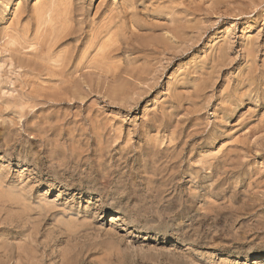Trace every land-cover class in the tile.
Returning a JSON list of instances; mask_svg holds the SVG:
<instances>
[{"label": "rangeland", "instance_id": "obj_1", "mask_svg": "<svg viewBox=\"0 0 264 264\" xmlns=\"http://www.w3.org/2000/svg\"><path fill=\"white\" fill-rule=\"evenodd\" d=\"M43 1L0 0V264H264V0Z\"/></svg>", "mask_w": 264, "mask_h": 264}, {"label": "bare ground", "instance_id": "obj_2", "mask_svg": "<svg viewBox=\"0 0 264 264\" xmlns=\"http://www.w3.org/2000/svg\"><path fill=\"white\" fill-rule=\"evenodd\" d=\"M56 1H57V0H56ZM144 1H145V0H144ZM44 2H45V0H44L43 2H41L40 4H43ZM51 2H52V1H51ZM60 2H61L60 4L63 3L61 0H60ZM124 2H125V1H124ZM57 3H58V2H57ZM136 3H137V2H136ZM37 4H38V3H37ZM127 4H128V3H127ZM47 5L49 6V5H53V4H52V3H51V4H50V3L48 4V2H47ZM56 5H57V4H56ZM63 5H64V4H63ZM68 5H69V3H68ZM70 5H71V4H70ZM70 5H69V6H70ZM130 5L132 6V4H130ZM133 5H134V4H133ZM171 5H172V4H171ZM35 6H36V5H35ZM40 6H42L43 8H41V9L38 8V7H40ZM40 6L38 5V7H37V9H40V12H41V10H43V12H44V11H46V10L48 9V7H47V9L45 8V10H44V7L46 6V4H45L44 6H43V5H40ZM54 6H55V5H54ZM174 6H175V3H174ZM59 7H61V6H58V7L56 6V8H59ZM64 7H65V5H64ZM64 7L62 6L61 8L64 9ZM124 7H126V6H124ZM165 7H167V6H165ZM170 7H172V6H170ZM34 8H35V7H34ZM49 8H50V7H49ZM51 8H52V7H51ZM51 8H50V9H51ZM167 8H168V7H167ZM172 8H173V7H172ZM175 8H176V7H175ZM37 9H36V11H37ZM53 9H54V8H53ZM63 9H62V10H63ZM65 9H69V8H68V7H65ZM71 9H72V8H70V10H71ZM112 9H113V8H112ZM121 9H122V8H121ZM125 9H126V8H125ZM125 9H123V10H125ZM164 9H165V8H163V10H164ZM170 9H171V8H170ZM34 10H35V9H34ZM60 10H61V9H60ZM70 10H69V11H70ZM109 10H110V9H109ZM123 10H122V11H123ZM127 10H128V7H127ZM127 10H125L126 13H127ZM129 10H130V9H129ZM173 10H174V8H173ZM175 10H176V9H175ZM175 10H174V11H175ZM185 10H187V9H185ZM36 11L34 12L35 14H36ZM47 11H48V10H47ZM55 11H56V10H55ZM55 11H54V12H55ZM64 11H65V10H64ZM64 11H62V12H64ZM71 11H72V10H71ZM168 11H169V8H168ZM171 11H172V10H170V12H171ZM174 11H173V12H174ZM187 11H189V10H187ZM37 12H38V11H37ZM49 12H50V11H49ZM57 12H58V11H57ZM65 12H66V11H65ZM163 12H164V11H163ZM180 12H181V11H180ZM189 12H190V11H189ZM194 12H195V11H194ZM38 13H39V12H38ZM41 13H42V12H41ZM70 13H71V12H70ZM73 13H74V12H73ZM73 13H72V14H73ZM108 13H110V12H108ZM111 13H112V12H111ZM121 13H122V12H121ZM126 13H125V15H126ZM129 13H130V11H129ZM164 13H165V12H164ZM175 13H176V12H175ZM182 13H183V12H182ZM21 14H22V13H21ZM52 14H53V13H52ZM60 14H61V13H60ZM68 14H69V13H68ZM68 14L65 13V15H68ZM112 14L115 15V14H117V12H114V13H112ZM112 14H111V15H112ZM118 14H119V13H118ZM123 14H124V13H123ZM127 14H128V13H127ZM169 14H170V13H169ZM183 14H184V13H183ZM187 14H188V13H187ZM254 14H255V13H254ZM44 15H45V14H44ZM46 15H47V14H46ZM55 15L57 16L58 14H56V12H55L54 16H55ZM62 15H63V14H62ZM70 15H71V14H70ZM114 15H112V16H114ZM120 15H121V14H120ZM120 15H118V16H120ZM175 15H176V14H175ZM48 16H49V14L47 15V17H48ZM52 16H53V15H52ZM116 16H117V15H116ZM116 16H115V17H116ZM121 16H123V15H121ZM128 16H130V14H128ZM165 16H166V15H165ZM168 16H169V15H168ZM189 16H190V15H189ZM33 17H35L34 14H33ZM38 17H39V16H38ZM44 17H45V16H44ZM44 17L41 15V18L44 19ZM57 17L60 18V16H57ZM65 17H66V16H64V18H65ZM70 17L72 18V16H70ZM70 17H69V18H70ZM109 17H111L110 14H109ZM115 17H113L114 20H115ZM125 17H126V16H125ZM177 17H178V16H177ZM61 18H63V17H61ZM64 18H63V21H64ZM69 18H68V20H67L68 22H69V20L71 19V18H70V19H69ZM104 18H105V17H104ZM104 18H103V19H104ZM106 18H107V17H106ZM111 18H112V17H111ZM111 18H109L108 21L111 20ZM119 18H121V17H119ZM122 18H123V17H122ZM127 18H128V17H127ZM181 18H182V17H181ZM181 18H179V19L181 20ZM36 19H37V18H36ZM45 19H46V17H45ZM54 19H55V17H54ZM57 19H58V18H57ZM65 19H67V18H65ZM73 19H74V18H73ZM73 19H71V21H74ZM128 19H129V18H128ZM179 19H178V21H179ZM38 20H41V19L39 18ZM38 20H36V21H38ZM47 20H49V17H48ZM47 20H46V21L43 20L44 23H45V24H43V25L46 26V29H47V26H48V25H51V23H48V25H46ZM55 20H56V19H55ZM61 20H62V19H61ZM76 20H77V19H76ZM79 20H80V19H79ZM82 20H83V19H82ZM106 20H107V19H106ZM112 20H113V19H112ZM121 20H122V19H121ZM134 20L136 21V19H134ZM171 20H173V19H171ZM182 20H183V19H182ZM43 21H42V22H43ZM58 21H59V20H58ZM122 21H123V20H122ZM128 21H130V20H128ZM175 21H177V20H174V22H175ZM38 22L41 23L40 21H38ZM50 22H52L51 19H50ZM55 22H56V21H55ZM65 22H66V21H64L63 23H65ZM103 22H104V21H103ZM110 22H112V21H110ZM113 22H115V21H113ZM36 23H37V22H36ZM39 23H38V24H39ZM56 23L58 24L59 22H56ZM61 23H62V22H61ZM71 23H72V22H71ZM71 23H70V24H71ZM79 23H81V21H80ZM95 23H96V22H95ZM97 23H98V22H97ZM97 23H96V24H97ZM106 23H107V22H106ZM106 23H105V24H106ZM124 23H125V20H124ZM126 23H127V22H126ZM126 23H125V25H126ZM129 23H130V22H129ZM132 23H133V22H132ZM57 24H56V25H57ZM67 24H68V23H67ZM77 24H78V23H77ZM105 24L103 23V25H105ZM108 24H109V23H108ZM112 24H114V23H112ZM112 24H111V25H112ZM119 24H120V23H119ZM136 24H137V23H136ZM36 25H37V24H36ZM59 25H61V24H59ZM79 25H80V24H79ZM93 25H94V22H93ZM114 25H115V24H114ZM123 25H124V24H123ZM123 25H122V27H123ZM22 26L24 27L25 25H22ZM39 26H40V25H39ZM41 26H42V24H41ZM45 26H43V27L45 28ZM52 26H53V24H52ZM52 26L50 27V29L53 28ZM70 26H71V25H69V27H70ZM75 26H76V25H75ZM75 26H74V27H75ZM101 26H102V25H101V22H100V26H99V27L96 26V27H97V28H100ZM107 26H108V25H107ZM116 26H118V24H117ZM131 26H132V25H131ZM133 26H134V25H133ZM135 26H136V25H135ZM62 27H63V26H62ZM62 27H61V29H62ZM64 27H66V26H64ZM64 27H63V28H64ZM80 27H81V26H80ZM80 27H79V28H80ZM89 27H90V26H89ZM103 27H104V26H102V28H103ZM112 27H113V26H112ZM122 27H121V29H122ZM125 27H126V26H125ZM27 28H28V27H27ZM27 28L25 27V29H24L23 31L25 32ZM36 28L38 29V27H36ZM67 28H68V27H67ZM93 28H94V27H93ZM108 28H110V27L108 26ZM115 28H116L117 31H118L119 28H117V27L114 26L113 29H115ZM123 28H124V27H123ZM126 28H127V27H126ZM131 28H133V27H131ZM131 28H130V29H131ZM28 29H29V28H28ZM37 29H35V31H36ZM40 29H41V28L39 27V30H40ZM53 29H54V28H53ZM57 29H58V28H57ZM61 29H60V30H61ZM73 29H75V28H73ZM81 29H82V27H81ZM94 29H95V28H94ZM110 29H111V28H110ZM116 29H115V30H116ZM121 29H119V30L121 31ZM124 29H125V28H124ZM54 30H55V29H54ZM69 30H70V29H69ZM71 30H72V29H71ZM90 30L92 31L91 28H90ZM99 30H100V29H99ZM105 30H107V29H105ZM111 30H112V29H111ZM115 30H112V33H113V34H114L115 32H117V31H115ZM125 30H126V29H125ZM127 30H128V29H127ZM127 30H126V31H127ZM41 31H42V30H41ZM44 31H45V30H44ZM55 31H56V30H55ZM57 31H58V32H57ZM57 31H56V32L59 33V30H57ZM65 31H67V29L64 28V34H62L63 36H64L65 33H66ZM94 31H95V30H94ZM96 31H97V30H96ZM114 31H115V32H114ZM132 31H133V30H132ZM132 31H131V32H132ZM173 31H174V30H173ZM175 31H176V30H175ZM24 32H23V34H24ZM38 32H39V31H38ZM38 32H37V33H38ZM47 32H48V31H47ZM47 32H44V33H46V35H47ZM60 32H61V31H60ZM62 32H63V31H62ZM100 32H101V31H100ZM100 32H93V33H97V34H99ZM107 32H109V31L107 30V31L104 32V33H107ZM121 32H123V29H122ZM39 33H40V32H39ZM50 33H52L51 30H50ZM57 33H55L56 36L58 35ZM69 33H70V32H69ZM78 33H79V32H78ZM83 33H84V32H83ZM88 33H89V32H88ZM90 33H91V32H90ZM93 33H91V34H93ZM110 33H111V31H110ZM110 33H109V34H110ZM112 33H111V34H112ZM117 33L119 34V32H117ZM123 33H124V34H122V35H126V34H125V31H124ZM127 33H128V32H127ZM129 33H130V31H129ZM174 33H175V32H174ZM185 33H186V32H185ZM185 33H184V35H183L182 37H186V36H185ZM40 34H42V33H40ZM48 34H49V33H48ZM52 34H53V33H52ZM52 34L49 35V36L52 37ZM55 34H54V35H55ZM72 34H73V33H72ZM75 34H77V33H75ZM97 34H96V35H97ZM111 34H110V35H111ZM115 34H116V33H115ZM130 34H133V33H130ZM25 35H28V34H26V32H25ZM33 35H34V34H33ZM43 35H44V34H43ZM80 35H82V34H80ZM80 35H79V37H80ZM87 35H88V34H87ZM87 35H86V36H87ZM99 35H100V34H99ZM110 35H109V36L106 35V36L111 37ZM127 35H128V34H127ZM173 35H174V34H173ZM178 35H182V33H180V31H179V32H178ZM35 36H36V32H35ZM44 36H45V35H44ZM44 36H43V37H44ZM59 36H61V33H60ZM65 36H68V35H65ZM83 36H84V35H83ZM90 36H91V35H90ZM90 36H89V37H90ZM101 36L103 37V33L101 34ZM113 36H114V35H113ZM113 36H112L111 38H113ZM176 36H177V35H176ZM24 37H25V36H24ZM27 37H29V36H27ZM37 37H38V36H36L35 38H37ZM41 37H42V36H40V37H38V38L41 39ZM46 37H47V36H46ZM54 37H55V36H54ZM54 37H53V39H54ZM57 37H58V36H57ZM57 37H56V38H57ZM93 37H94V36H93ZM104 37H105V35H104ZM104 37L102 38L103 41L105 40ZM108 37H106V38H107V40L110 41L109 43H111V40H112V39L110 40V38L108 39ZM116 37H118V36H116ZM35 38L33 37L34 40H35ZM44 38H45V37H44ZM44 38H43V39H44ZM56 38L54 39V41L56 40ZM59 38H60V37H59ZM61 38H62V37H61ZM68 38H69V37H68ZM70 38H71V37H70ZM114 38H115V36H114ZM119 38H120V37H119ZM119 38H118V39H119ZM165 38H166V37H165ZM175 38H176V37H175ZM21 39H23V38L21 37ZM25 39H26V38H25ZM29 39H31V38H29ZM33 39H31V40L33 41ZM47 39H51V38H47ZM53 39H52V41H53ZM57 39H58V38H57ZM62 39H63V38H62ZM64 39H65V37H64ZM85 39H86V38H85ZM97 39H98V38H97ZM123 39H124V38H123ZM150 39H151V38H150ZM154 39L156 40V38H154ZM171 39H172V37H171ZM177 39H178V38H177ZM191 39H192V38H191ZM254 39H255V38H254ZM36 40H38V39H36ZM58 40H59V39H58ZM58 40H57V41H58ZM79 40H80V39H79ZM86 40H87V39H86ZM94 40H96V37H95ZM107 40L104 41V42L106 43ZM116 40H117V39H116ZM120 40H122V39H120ZM120 40H119V41H120ZM128 40H129V39H128ZM144 40H145V39H144ZM146 40L149 41V39H147V38H146ZM159 40H161V39H159ZM165 40H168V39H167V38L164 39V41H163L164 43L166 42ZM169 40H170V39H169ZM178 40H179V39H178ZM184 40H187V41H188L187 37H186V39H184ZM184 40H183V41H184ZM27 41H28V40H27ZM48 41H49V40H48ZM48 41H46V42H48ZM54 41H53V42H54ZM65 41H66V39H65ZM90 41H92V40H90ZM99 41H101V40H99ZM124 41H125V40H124ZM150 41H151V40H150ZM150 41H149V42H150ZM187 41H186V42H187ZM20 42H21V40H20ZM25 42H26V41H24V43H25ZM36 42H37V41H36ZM43 42H44V41H43ZM46 42H44V43H46ZM49 42H50V41H49ZM58 42H59V41H58ZM75 42H76V41H75ZM81 42H82V41H81ZM83 42H84V40H83ZM101 42H102V41H101ZM104 42H103V43H104ZM112 42H113V43H111V44H114V41H113V40H112ZM127 42H128V41H127ZM167 42H169V41H167ZM173 42H174V41H173ZM173 42H172V43H173ZM181 42H182V41H181ZM21 43H22V42H21ZM33 43H34V42H33ZM39 43H40V42H39ZM41 43H42V42H41ZM44 43H43V45H44ZM56 43H57V42L55 41V45H56ZM67 43H68V42H67ZM73 43H74V42H73ZM87 43H88V42H87ZM89 43H90V42H89ZM92 43H93V42H92ZM92 43H91V46H92ZM95 43H96V42H95ZM95 43H93V44H95ZM97 43H98V42H97ZM109 43H107V44H109ZM157 43H159V42H156V44H157ZM164 43H163V44L161 43V45H164V46L161 47V45H160V47H161L162 49L165 48V44H164ZM25 44L27 45V43H25ZM31 44H32V42H31ZM46 44H47V43H46ZM70 44H71V43H70ZM80 44H81V43H80ZM84 44H86V43H84ZM107 44H105L106 46L104 45V48H106V49H107ZM127 44H128V43H127ZM145 44H146V43H145ZM145 44H144V46H145ZM173 44H177V42H176V43H173ZM179 44H180V43H179ZM182 44H183V43H182ZM34 45H36V44H33V46H34ZM37 45H38V44H37ZM49 45H51V46L53 47L54 43H52V44L49 43ZM58 45H60V43H59ZM65 45L67 46L66 42H65ZM73 45H74V44H73ZM76 45H77V44H76ZM96 45H97V44H96ZM96 45H95V48H96ZM102 45H103V44H102ZM114 45H115V44H114ZM150 45H154V44H150ZM33 46H31V47H33ZM38 46H39V45H38ZM41 46H42V45H41ZM45 46H46V45H45ZM70 46H71V45H70ZM70 46H69V47H70ZM74 46H75V45H74ZM85 46H86V45H85ZM110 46L112 47L113 45H109V47H110ZM115 46H116V45H115ZM115 46H114V47H115ZM130 46H131V45H130ZM158 46H159V45H158ZM166 46H167V48H168V47H171L172 44L169 46V45H167V43H166ZM27 47H29V46H27ZM58 47H59V46H58ZM61 47L64 49L63 51H66V53H67V51H69V50H67V49L65 50V47H63V44H61ZM71 47H72V46H71ZM78 47H79V46H78ZM88 47H89V46H88ZM128 47H129V46H128ZM133 47H134V46H133ZM136 47H137V46H136ZM172 47H173V46H172ZM46 48H47V46H46ZM50 48H51V47H50ZM50 48H49V51H47V52H50V51H51ZM73 48H76V47H73ZM79 48H80V47H79ZM84 48H85V47H84ZM93 48H94V47H93ZM97 48H98V47H97ZM97 48H96V49H97ZM101 48H102V47H101ZM155 48H156V47H155ZM158 48H159V47H158ZM174 48H175V47H174ZM225 48H226V47H225ZM54 49H57V48H53V50H54ZM71 49H72V48H70V51H71ZM87 49H88V48H86V50H87ZM98 49H100V44H99V48H98ZM98 49H97V51H98ZM108 49H109V48H108ZM110 49H113V47L110 48ZM110 49H109V50H110ZM117 49H118V48H117ZM129 49H130V47H129ZM153 49H154V47H153ZM168 49H170V48H168ZM171 49H172V48H171ZM39 50H40V49H39ZM45 50H46V49H45ZM79 50H81V48H80ZM82 50H85V49H83V46H82ZM86 50H85V51H86ZM91 50H92V49H91ZM91 50H90V51H91ZM109 50H108V51H109ZM113 50L115 51L116 49L114 48ZM133 50H134V49H133ZM143 50H145V49H143ZM163 50H164V49H163ZM244 50H245V49H244ZM34 51H35V50H34ZM90 51H89V52H90ZM94 51H95V50H94ZM97 51H96V52H97ZM99 51H101V49H100ZM99 51H98V52H99ZM103 51H104V49L102 50V52H103ZM116 51H117V50H116ZM158 51H161V49L158 50ZM167 51H168V50H167ZM221 51H222V49H221ZM225 51H226V50H225ZM51 52H52V51H51ZM51 52H50V53H51ZM53 52H54V51H53ZM53 52H52V54L55 53V52H54V53H53ZM57 52H58V51H57ZM77 52H78V51H77ZM82 52H83V51H82ZM89 52L87 51V53H89ZM96 52H95V54H96L95 56H96V57H97V56L99 57V56L102 54V53H101L100 55H97ZM104 52H105V53H108L106 50H105ZM112 52H113V51H112ZM249 52H250V51H249ZM38 53H39V52H38ZM42 53H44V50H43ZM45 53H46V52H45ZM45 53H44V54H45ZM68 53L71 54V52H68ZM73 53H74V52H73ZM109 53H110V52H109ZM113 53H114V52H113ZM154 53H155V52H154ZM157 53H158V52H157ZM162 53H165V52L163 51ZM162 53H161V54H162ZM228 53H229V52H228ZM40 54H41V52H40ZM40 54L38 55L39 57H41V58H43L42 56L46 57L44 54H42L41 56H40ZM48 54H49V53H48ZM58 54L60 55V56L58 55V58L61 57L60 59H63V58H62L63 56H61V53H58ZM64 54H65V53H64ZM64 54H63V55H64ZM78 54H79V53H78ZM80 54H81V53H80ZM80 54H79V55H80ZM83 54H84V57H85V56H86L85 53H83ZM83 54H82V55H83ZM159 54H160V52H159ZM159 54H157V55H159ZM161 54H160V55H161ZM169 54H170V53H169ZM248 54H250V53H248ZM46 55H47V54H46ZM56 55H57V53H56ZM75 55H77V54H75ZM79 55H78V56H79ZM90 55H91V54H90ZM107 55H108V57L111 56V54H110V55L107 54ZM114 55H115V54H114ZM155 55H156V54H155ZM222 55H224V54H222ZM36 56H37V55H36ZM48 56H49V55H48ZM50 56H51V54H50ZM68 56H69V54H68ZM68 56H67V57H68ZM80 56H81V55H80ZM91 56H92V55H91ZM101 56H102V55H101ZM104 56L106 57V55H104ZM152 56H153V55H152ZM162 56H163V55H162ZM225 56H226V55H225ZM53 57H56V58H57V56H53ZM53 57H52V58H53ZM69 57H70V56H69ZM69 57H68V58H69ZM89 57H90V56H89ZM113 57H114V56H113ZM148 57H149V56H148ZM158 57H159V59H160V56H158ZM171 57H172V56H171ZM223 57H224V56H223ZM47 58H49V57H47ZM56 58H55V59H56ZM64 58H65V57H64ZM75 58H76V57H75ZM79 58H80V57H79ZM87 58H88V57H86L85 59H87ZM94 58H95V57H94ZM103 58H104V57H103ZM115 58H116V57H115ZM50 59H51V58H50ZM65 59H66V58H65ZM69 59L71 60V57H70ZM72 59H73V58H72ZM76 59H77V58H76ZM99 59H100V58H99ZM105 59H107V58H105ZM109 59H110V58H108V60H109ZM112 59H113V58H112ZM146 59H148V58H146ZM149 59H150V58H149ZM149 59H148V60H149ZM41 60H44V59H41ZM52 60H53V59H52ZM63 60H64V59H63ZM82 60H83V59H82ZM87 60H88V59H87ZM92 60H93V58H92ZM94 60H95V64H96V62H98V61H96L97 59H94ZM47 61H48V60H47ZM47 61H43V62L45 63V62H47ZM60 61L62 62V60H60ZM65 61L67 62V60H65ZM79 61H80V60H79ZM83 61H84V60H83ZM83 61H82V63H83ZM85 61H86V60H85ZM101 61L103 62V60H101ZM101 61H100V62H101ZM104 61L107 62V60H104ZM110 61H111V60H109L108 62L110 63ZM154 61H155V60H154ZM38 62L40 63V61H38ZM48 62H49V61H48ZM50 62H51V60H50ZM54 62H56V61H54ZM66 62H65V63H66ZM69 62H70V61H69ZM74 62H75V61H74ZM88 62L90 63L89 65L94 66V64H93L94 61H93V63H91V60L88 61ZM100 62H99V64H100ZM102 62H101V66L106 65V67H107V64H106L105 62H103V63H105V64H103ZM112 62H113V60L111 61V63H112ZM114 62H115V61H114ZM146 62H147V61H146ZM151 62H152V61H151ZM158 62H159V61H158ZM56 63H57V62H56ZM70 63H71V62H70ZM70 63H69V64H70ZM77 63H78V59H77ZM77 63H76V64H77ZM153 63H154V62H153ZM159 63H160V62H159ZM57 64H58V63H57ZM62 64L64 65V62H63ZM99 64L97 63V64H96L97 66H95V67H96V68H99V67H98ZM114 64H115V63H114ZM114 64H111V65L114 66ZM130 64H132V63H130ZM28 65H29V64H28ZM42 65H43V64H42ZM58 65H59V64H58ZM63 65H61V66H63ZM79 65H80V64H79ZM79 65H78V66H79ZM108 65H109V64H108ZM115 65H116V64H115ZM133 65H134V64H133ZM133 65H132V67H131L132 70H133ZM152 65H153V64H152ZM152 65H150V66H152ZM157 65H158V67L160 66L158 63H157ZM67 66H68V65H67ZM67 66H66V68H67ZM70 66H71V64H70ZM70 66H69V67H70ZM73 66H74V69H76V68H75V64H74ZM73 66H72V67H73ZM80 66H81V65H80ZM91 66H90V67H91ZM101 66H100V67H101ZM109 66H110V65H109ZM125 66H127V65H125ZM134 66H136V68L139 67V66L137 65V63H136ZM142 66H143V65H142ZM142 66H141V67H142ZM145 66H146V65H145ZM150 66H149V67H150ZM55 67L58 68L57 65H56ZM59 67H60V65H59ZM85 67H86V66H85ZM111 67H112V66H111ZM115 67L118 68V66H115ZM143 67H144V66H143ZM143 67H142V68H143ZM147 67H148V66H147ZM86 68H87V67H86ZM107 68H108V67H107ZM119 68H120V67H119ZM123 68H124V67H123ZM134 68H135V67H134ZM151 68H152V67H151ZM156 68H157V66H156ZM156 68H155V69H156ZM64 69H65V67H64ZM64 69H61V70H63V71H62V75H64V73H63V72H64ZM78 69H79V68H78ZM90 69H91V68H90ZM92 69H93V68H92ZM104 69L106 70V68H104ZM109 69H111V68H109ZM113 69H115V68H113ZM126 69H128V68L126 67ZM158 69H160V67L157 68V70H158ZM52 70L54 71V69H52ZM57 70H59V69H56V71H57ZM61 70H60V71H61ZM67 70H68V69H67ZM67 70H65V71H67ZM83 70H84V68H83ZM83 70H82V68H81V71H80V72H82ZM100 70H101V68H100ZM134 70H135V69H134ZM141 70H143V69H141ZM151 70H154V67H153V69H151ZM157 70H155V73H157L156 75L159 74V73H158L159 71L156 72ZM70 71H71V70H70ZM74 71L76 72V70H74ZM74 71L72 70L73 73H75ZM106 71H107V70H106ZM108 71L111 72L110 70H108ZM115 71H116V70H115ZM117 71H118V70H117ZM125 71H127V70H125ZM143 71H145V70H143ZM148 71H149V70H147V73H148ZM67 72H68V71H67ZM118 72H119V71H118ZM120 72H122V70H121ZM120 72H119L118 74H119L120 76H121V74L123 75V73L120 74ZM132 72H133V71H132ZM151 72H152V71H150L149 73L151 74ZM50 73H52V71H51ZM53 73H54V72H53ZM77 73H78V72H77ZM111 73H112V72H111ZM115 73H116V72H114V74H115ZM129 73H130V72H129ZM140 73H142V75H143V72H140ZM144 73H146V72H144ZM149 73H148V75H147L148 77H149ZM153 73H154V72H153ZM153 73H152V76H153ZM155 73H154V74H155ZM58 74H59V73H57V75H58ZM65 74H66V72H65ZM70 74H71V73H70ZM112 74H113V73H112ZM118 74H117V76H118ZM132 74H133V73H131V75H132ZM62 75H59V76L62 77ZM66 75H67V74H66ZM66 75H65V76H66ZM133 75H134V74H133ZM138 75H139V74H138ZM52 76H53V75H52ZM115 76H116V75H115ZM115 76H114V77H115ZM120 76H119V78H117L118 80H116V81H119ZM136 76H137V75H136ZM152 76H151V77H152ZM68 77H69V76H68ZM68 77H67V78H68ZM121 77H122V76H121ZM129 77H130V76H129ZM131 77H132V76H131ZM139 77H141V74H140ZM155 77L158 78L157 76H155ZM63 78H64V76H63ZM122 78H123V77H122ZM122 78H121V79H122ZM141 78H142V77H141ZM141 78H138L139 81H140ZM143 78H144V80H145V82H146L147 80L145 79V78H146L145 75L143 76ZM143 78H142V79H143ZM159 78H160V77H159ZM54 79H55V78H54ZM70 79H71V78H70ZM115 79H116V78H115ZM130 79H131V78H130ZM133 79H134V78H133ZM142 79H141V80H142ZM147 79H150V77L147 78ZM151 79H152V78H151ZM151 79H150V81H151ZM62 80H63V79H62ZM64 80H66V79H64ZM68 80H69V79H68ZM122 80H123V79H122ZM122 80H121V81H122ZM135 80H137V79H135ZM58 81H59V80H58ZM60 81H61V80H60ZM71 81H72V79H71ZM71 81H70V82H71ZM124 81H125V80H124ZM124 81H123V82H124ZM127 81H128V80H127ZM133 81H134V80H133ZM139 81H138V82H139ZM153 81H156V79L153 80ZM56 82H57V80H56ZM74 82L76 83V81H74ZM130 82H131V81H130ZM135 82H136V81H135ZM138 82H137V84H138ZM61 83H63V82H61ZM85 83H87V82H85ZM117 83L119 84V86H115ZM117 83H116L114 86H115V87H119V90L122 89V88H120V85H121V87H122V84H123V83H121V82H117ZM120 83H121V84H120ZM139 83H140V82H139ZM147 83H148V82H147ZM69 84H70V83H69ZM80 84H81V83H80ZM118 84H117V85H118ZM127 84L129 85L128 82L126 83V85H127ZM131 84H132V83H131ZM145 84H146V83H145ZM124 85H125V84H124ZM133 85H134V84H133ZM147 85H150V84L148 83ZM78 86H79V85H78ZM202 86H203V85H202ZM112 87H113V86H112ZM123 87H124V86H123ZM129 87H130V86H129ZM129 87L127 88V90L129 89ZM143 87H146V88H140V87H138L137 89H139V88H140V89H143V90H144V89H146V90L150 89V88H149L150 86H148V89H147V86H143ZM200 87H201V86H200ZM80 88H83V87H80ZM80 88H79V90H80ZM124 88H125V87H124ZM124 88H123V89H124ZM131 88H133L132 85H131ZM131 88H130V89H131ZM201 88H202V87H201ZM205 88H206V87H205ZM76 89H77V88H76ZM76 89H75V90H76ZM115 89H116V88H114V91H116ZM140 89H139V93H138V94H140V93L143 92V91L140 90ZM202 89H203V88H202ZM79 90H78V91H79ZM111 90H112V88H111ZM125 90H126V88H125ZM125 90H124V91H125ZM133 90H134V89H133ZM146 90H144V92H147ZM78 91H77V92H78ZM114 91H113V92H114ZM121 91H122V90H121ZM121 91H120V92H121ZM134 91H135V90H134ZM134 91H133V92H134ZM73 92H74V91H73ZM75 92H76V91H75ZM75 92H74V93H75ZM79 92L81 93V91H79ZM113 92H111V93L114 94V95H117V94H115V92H114V93H113ZM127 92H130V91L128 90ZM131 92H132V91H131ZM136 92H138V90H137ZM83 93H84V92H83ZM121 93H122V92H121ZM53 94H55V93H53ZM56 94H57V93H56ZM77 94H78V93H77ZM112 94H111V96H112ZM118 94H119V93H118ZM131 94H132V93H131ZM143 94H144V93H143ZM199 94H200V93H199ZM207 94H208V93H207ZM74 95H75V94H74ZM79 95H80V94H79ZM82 95L84 96V94H82ZM114 95H113V96H114ZM53 96H54V95H53ZM53 96H52V98H53ZM57 96H58V95H57ZM77 96H78V95H77ZM77 96H76V97H77ZM80 96H81V95H80ZM55 97H56V96H55ZM78 97H79V96H78ZM119 97L121 98V95H119L118 98H119ZM115 98H116V96H115ZM120 98H119V99H120ZM175 98H176V97H175ZM175 98H174V99H175ZM54 99H55V98H53V100H54ZM178 99H179V98H178ZM57 100H58V97H57ZM50 101H52V100H50ZM59 102L61 103V101H59ZM59 105H60V104H59ZM56 107H57V106H56ZM176 107H177V106H176ZM37 114H38V113H37ZM92 114H93V113H92ZM97 116H98V115H97ZM39 117H40V116H39ZM93 117H94V115H93ZM162 117H163V116H162ZM91 119H92V118H91ZM42 120H43V119H42ZM42 120H41V121H42ZM157 120H158V119H157ZM38 121H39V119H38ZM41 121H39V122H41ZM90 121H91V120H90ZM93 121H94V120H93ZM97 121H98V120H97ZM152 121H153V120H152ZM91 122H92V121H91ZM153 122H154V121H153ZM26 123H27V122H26ZM93 123H94V122H93ZM98 123H99V122H98ZM102 123H103V122H102ZM164 123H165V122H164ZM32 124H33V123H32ZM95 124H96V123H95ZM106 124H107V123H106ZM153 124H155V123H153ZM157 124H158V123H157ZM165 124H166V123H165ZM56 125H57V124H56ZM96 125H97V124H96ZM96 125L93 124V127L96 126ZM102 125H103V124H102ZM155 125H156V124H155ZM158 125H159V124H158ZM103 126H104V125H103ZM97 127H98V126H97ZM260 127H261V126H260ZM27 128H28V126H27ZM91 128H92V127H91ZM32 130L34 131L33 128H32ZM106 131H107V130H105V132H106ZM102 133H104V132H102ZM107 134H108V132H107ZM69 136H70V135H69ZM101 137H102V136H101ZM73 141H74V140H73ZM152 141H153V140H152ZM77 142H78V141H77ZM74 144H75V143H74ZM155 144H156V142H155ZM10 145H11V144H10ZM96 145H97V144H96ZM8 146H9V145H8ZM74 146H75V145H74ZM157 146H158V144H157ZM69 147H71V145H70ZM155 147H156V146H155ZM69 150H70V149H69ZM71 153H72V152H71ZM163 153H164V152H163ZM175 153H176V151H175ZM30 155H31V154H30ZM75 156H76V155H75ZM152 158H153V157H152ZM150 160H151V159H150ZM169 160H170V159H169ZM159 162H160V161H159ZM153 170H154V169H153ZM0 182H1V181H0ZM2 191H3V190H2ZM2 191H1V192H2ZM22 203H23V202H22ZM24 203H25V202H24ZM22 235H23V234H22ZM28 246H29V245H28ZM1 247H2V246H1ZM17 247H18V246H17ZM20 247H21V246H20ZM2 248H3V247H2ZM4 249H5V248H4ZM12 249L14 250L15 248H12ZM17 249H18V248H17ZM2 250H3V249H2ZM6 250H8V248H7ZM10 251H11V250H10ZM22 251H25L24 248H23ZM22 251H20V252H22ZM28 251H29V250H28ZM28 251H27V252H28ZM1 252H2V251H1ZM11 252H12V251H11ZM11 252H10V253H11ZM27 252H25V253H27ZM2 253L5 254L6 252L3 251ZM8 253H9V252H8ZM8 253H7V254H8ZM10 253H9V256H11ZM28 253H29V252H28ZM0 254H1V253H0ZM13 254H16V253L13 252ZM22 254H23V253H22ZM5 255H6V254H5ZM5 255H3V256H5ZM20 255H21V254H20ZM29 255H30V254H29ZM21 256H22V255H21ZM0 257H2V256L0 255ZM6 257H8V256H6ZM19 257H20V256H19ZM25 257L27 258V256H25ZM3 258H4V257H3ZM3 258H2V262H3V260H4ZM12 258H13V257H12ZM16 258H17V257H16ZM22 258H23V257H22ZM26 258H25V260H27ZM259 258H260V257H259ZM14 260H15V262H16L17 259L14 258ZM25 260H24V261H25ZM67 260H68V259H67ZM22 261H23V260H22ZM22 261H21V262H22ZM64 261H66V260H64ZM2 262H1V263H2ZM4 262H5V263H6V262L8 263V261H4ZM62 262H63V260H62ZM68 262H69V261H68ZM63 263H65V262H63ZM2 264H3V263H2ZM9 264H10V263H9ZM16 264H17V263H16ZM19 264H20V263H19ZM70 264H71V262H70Z\"/></svg>", "mask_w": 264, "mask_h": 264}]
</instances>
